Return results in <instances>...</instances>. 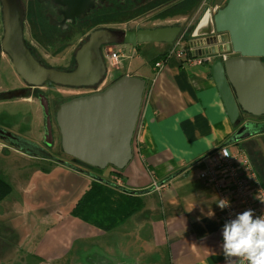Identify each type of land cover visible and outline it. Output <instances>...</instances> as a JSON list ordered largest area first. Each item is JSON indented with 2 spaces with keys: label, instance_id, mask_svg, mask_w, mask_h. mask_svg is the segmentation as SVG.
<instances>
[{
  "label": "crops",
  "instance_id": "0c3cea01",
  "mask_svg": "<svg viewBox=\"0 0 264 264\" xmlns=\"http://www.w3.org/2000/svg\"><path fill=\"white\" fill-rule=\"evenodd\" d=\"M166 45H122L131 57L128 63L148 46L157 54L145 70L138 64L132 72L128 67L115 69L114 73L121 71L122 76L146 82L131 142L132 158L122 171L110 169L108 179L94 175L141 198L142 209L121 226L103 232L70 216L72 207L68 206L66 212H57L53 220L46 222L49 242L45 247V240L41 241L35 253L40 248L45 253L46 248L57 247L56 253L64 258L88 253L93 264H225L221 248L223 211L218 206V196L199 178V173L203 159L228 144L238 128L227 117L210 74L212 63L182 65L170 57L162 70L154 69L151 60L166 52L162 47ZM109 73L106 66L108 76ZM106 74L97 86L86 89L103 91L108 86L101 85L107 80ZM17 98L22 102L32 100L31 96ZM40 100L44 102L42 97ZM242 142L233 145L240 148ZM246 149L252 152L250 147ZM84 179L89 183L93 180L86 176ZM71 231H77L78 238H69ZM90 232L93 234H87Z\"/></svg>",
  "mask_w": 264,
  "mask_h": 264
},
{
  "label": "water",
  "instance_id": "95a60500",
  "mask_svg": "<svg viewBox=\"0 0 264 264\" xmlns=\"http://www.w3.org/2000/svg\"><path fill=\"white\" fill-rule=\"evenodd\" d=\"M55 2L64 4L66 0ZM23 12L20 0H0V58L5 54L16 75L32 88H41L46 83L93 88L105 77L101 48L113 43V37L117 44L135 48L144 43L172 44L181 32L178 27L140 30L119 36L96 31L76 51L75 67L69 71L57 70L43 67L26 47ZM214 34H222V37H213ZM191 37L206 38L195 42L193 47L211 46V53H230L228 59H216L210 67L230 123H238L243 115L264 117V0H214L213 9L205 12ZM145 85L143 79L123 76L99 93L75 97L60 105L56 123L62 152L90 168L112 167L115 172L122 171L132 158L131 142ZM22 95L23 91L6 93L0 95V100ZM43 108L46 146L49 147L52 127L45 102ZM258 133H264V124L244 122L228 144H238ZM0 140L28 155L52 159L41 147L2 129ZM60 163L79 170L63 161Z\"/></svg>",
  "mask_w": 264,
  "mask_h": 264
},
{
  "label": "rangeland",
  "instance_id": "374dc122",
  "mask_svg": "<svg viewBox=\"0 0 264 264\" xmlns=\"http://www.w3.org/2000/svg\"><path fill=\"white\" fill-rule=\"evenodd\" d=\"M167 1L166 4L158 3L154 7H143L142 11L135 9L134 6L128 10L123 8L124 11L118 13L117 18L104 21L103 24L111 22L121 28L136 30L181 28L175 42L162 46L169 51L177 43L187 42L184 41L186 29H190L189 36H191L198 21L196 18H199L206 6H203V0ZM212 4L213 0L207 1V5L212 7ZM37 8V11L33 7L29 8L30 12H35L36 21H32L31 14H28L24 20L23 36L26 45L32 49V55L43 67L71 70L74 67V55L86 40V35L66 36L65 43L55 40V43L51 42L55 37L49 41L46 36L48 34H52L48 36H54L55 31L46 24L43 15L45 11H42V6H37ZM127 11L133 12L125 14ZM189 24L192 25L189 26ZM1 37L0 21V39ZM37 41L40 45L35 44ZM122 47L112 45L104 48V52H110L116 48L122 49ZM123 49L124 58L120 59V65L125 69L128 67L130 72L134 71L136 64L143 70L148 68L146 64L157 54L156 49L148 46L144 48L148 50L143 51L128 63V50L124 47ZM106 66L110 73L109 76L106 74L107 80L101 84L102 88L123 77L121 71L114 73L113 67L107 64ZM22 90L25 91L22 96H31L30 102H22L18 98L0 100V129L36 144L55 158L46 159L41 156L28 155L0 140V145H3L0 149V177L12 186L9 197L0 203V264H93L88 253H82L79 256L74 254L70 258H64L63 254L56 253L57 247L51 250L46 248L45 253L41 248L35 253L34 249L41 241L45 240V247L49 242L46 234V222L49 218L53 220L56 214L66 212L67 207H72L86 189L90 180L84 179V176L94 178V175H98L108 179L110 169L113 170L112 167L99 170L73 162L62 152L60 146V134L56 123L58 108L75 97L87 96L95 93L96 90L46 85L41 88H28L15 74L8 57L3 54L0 60V95ZM40 97L46 103L52 127L50 147L44 145L43 142L46 135V117ZM244 122L264 124V117L254 118L243 115L240 123L236 124L237 128L239 129ZM249 138L251 139L249 142L244 141L239 144L240 148L251 158L253 168H256V173L258 172L264 180V133H258ZM247 146L252 149L251 155L249 149H246ZM60 161L79 170H73L61 164ZM87 234L91 235L93 232ZM78 235L77 231H71L68 237L76 239ZM57 255L58 258L55 259Z\"/></svg>",
  "mask_w": 264,
  "mask_h": 264
},
{
  "label": "built area",
  "instance_id": "2783aa9c",
  "mask_svg": "<svg viewBox=\"0 0 264 264\" xmlns=\"http://www.w3.org/2000/svg\"><path fill=\"white\" fill-rule=\"evenodd\" d=\"M213 37L219 38L222 35L214 34ZM192 39L188 43H177L167 51L165 59L155 63L154 69L162 70L170 57H175L182 65L211 64L216 59H228L230 53H211V46L193 47L195 42L205 41L206 38ZM123 52V47L106 53L103 50L102 56L107 65L120 69L123 68L120 65V59L124 58ZM128 57L127 60L131 58ZM199 178L214 190L219 200L227 199L230 202V206L222 210L223 225L238 213L249 209L256 216L264 215V188L243 149L233 144L219 146L203 159Z\"/></svg>",
  "mask_w": 264,
  "mask_h": 264
},
{
  "label": "flooded vegetation",
  "instance_id": "af4514ba",
  "mask_svg": "<svg viewBox=\"0 0 264 264\" xmlns=\"http://www.w3.org/2000/svg\"><path fill=\"white\" fill-rule=\"evenodd\" d=\"M148 1L150 0H79V2H77L76 0H66V3L60 4V3H56L55 0H20L21 6L24 10L22 16V27L24 29V24H25L24 20L26 19V16L28 14H31L32 21H36L34 17L35 12H30L31 10L29 8L33 7L37 11L38 9L37 6H42V11H45L43 15H44V19L46 20V24L48 25V27H50L52 30L55 31L54 36H48L52 34H48L46 36V38L49 41L55 37L51 41L53 43H55V41H60L65 43L67 41L66 36H74V35H86V39H87V37L91 33L96 31H108L119 36L123 33L137 32L140 30L131 29V28H121L118 25H114L111 22H107L103 24L104 21L117 18L118 13L124 11L123 8H126L128 10V9H132V7L134 6L135 9L142 11L141 9L143 7H146L145 4ZM207 1L208 0H203V6L206 7L202 12V14L199 15V18H196L198 19L196 25L203 17L205 12L207 10H212L214 7V0L212 7L207 5ZM225 4L226 2H224L223 5ZM132 12L133 11H127L125 12V14H130ZM191 25L192 24H189V26ZM141 30H151V29H141ZM189 30H190L189 28L186 29L184 33L185 34L184 41H187L185 43H188L193 40L192 37L189 36L190 35ZM46 38L44 39L47 40ZM112 40L113 43L102 46L101 53L106 47L112 45H121V46L123 45V44H117L115 42L116 37H113ZM35 44L40 45L38 41ZM26 47L29 49L30 53L32 54V49L27 45ZM32 56L34 57V55ZM74 67H75V61H74ZM24 92L25 91H23V93ZM43 139H44L43 140L44 145H46V135L44 136ZM51 158H55V157H51ZM73 162L76 161L73 160Z\"/></svg>",
  "mask_w": 264,
  "mask_h": 264
},
{
  "label": "trees",
  "instance_id": "16d2710c",
  "mask_svg": "<svg viewBox=\"0 0 264 264\" xmlns=\"http://www.w3.org/2000/svg\"><path fill=\"white\" fill-rule=\"evenodd\" d=\"M167 2V0H150L145 5L146 7H154L158 5V3L166 4ZM166 56L167 52H164L153 58L151 60L152 66L154 67L156 62L165 59ZM45 85L48 87L55 86L51 83H46ZM236 124L237 123L233 124L235 128H237ZM250 161H252L251 158ZM251 163H253V161ZM257 175L264 188V180L261 179L258 172ZM11 191V186L0 179V202L11 194ZM142 204V199L133 193L121 191L110 183L95 177L74 203L69 211V215L103 232H108L121 226L132 214L139 212L142 209Z\"/></svg>",
  "mask_w": 264,
  "mask_h": 264
},
{
  "label": "clouds",
  "instance_id": "9594fccd",
  "mask_svg": "<svg viewBox=\"0 0 264 264\" xmlns=\"http://www.w3.org/2000/svg\"><path fill=\"white\" fill-rule=\"evenodd\" d=\"M218 206L224 210L230 202L220 199ZM221 248L225 264H264V215L256 216L249 209L227 221Z\"/></svg>",
  "mask_w": 264,
  "mask_h": 264
}]
</instances>
